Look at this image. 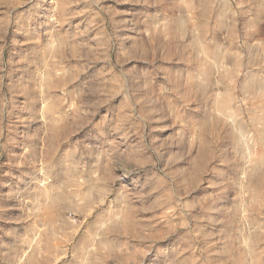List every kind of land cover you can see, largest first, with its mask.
<instances>
[{
    "label": "rangeland",
    "instance_id": "374dc122",
    "mask_svg": "<svg viewBox=\"0 0 264 264\" xmlns=\"http://www.w3.org/2000/svg\"><path fill=\"white\" fill-rule=\"evenodd\" d=\"M0 264H264V0H0Z\"/></svg>",
    "mask_w": 264,
    "mask_h": 264
}]
</instances>
